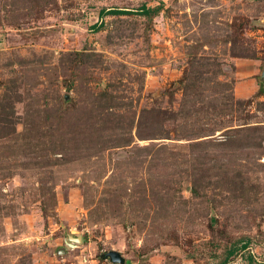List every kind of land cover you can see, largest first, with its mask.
<instances>
[{
    "label": "rangeland",
    "instance_id": "1",
    "mask_svg": "<svg viewBox=\"0 0 264 264\" xmlns=\"http://www.w3.org/2000/svg\"><path fill=\"white\" fill-rule=\"evenodd\" d=\"M234 249L264 264V0H0V264Z\"/></svg>",
    "mask_w": 264,
    "mask_h": 264
},
{
    "label": "trees",
    "instance_id": "2",
    "mask_svg": "<svg viewBox=\"0 0 264 264\" xmlns=\"http://www.w3.org/2000/svg\"><path fill=\"white\" fill-rule=\"evenodd\" d=\"M158 12V9H150L147 6H143L140 9H138V11L136 12V14H139L141 16H145V17H151L153 14H156ZM126 11H119V10H113V11H106L103 10L101 11L100 15L103 17L105 16H116V15H125ZM94 30H97V25H95L93 27ZM247 247L244 246V249H246ZM237 250H231L229 251L226 259L224 261H222L220 264H228L230 258H232L235 254H236ZM250 262H253V258L250 257Z\"/></svg>",
    "mask_w": 264,
    "mask_h": 264
},
{
    "label": "water",
    "instance_id": "3",
    "mask_svg": "<svg viewBox=\"0 0 264 264\" xmlns=\"http://www.w3.org/2000/svg\"><path fill=\"white\" fill-rule=\"evenodd\" d=\"M108 256L111 257L113 262H117V263H121V264L125 263V260L117 252H111Z\"/></svg>",
    "mask_w": 264,
    "mask_h": 264
}]
</instances>
